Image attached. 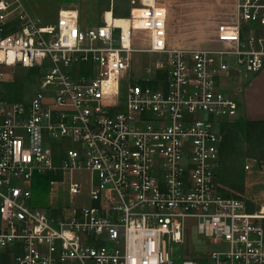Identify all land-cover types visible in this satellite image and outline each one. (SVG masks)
<instances>
[{
	"label": "built area",
	"instance_id": "2783aa9c",
	"mask_svg": "<svg viewBox=\"0 0 264 264\" xmlns=\"http://www.w3.org/2000/svg\"><path fill=\"white\" fill-rule=\"evenodd\" d=\"M234 9L218 45L181 48L169 44L155 0H131L127 29L106 18L83 29L75 8L46 24L24 0H0V66L41 72L30 100L0 98V252L19 244L13 264H197L178 255L187 219L226 244L208 264H264L263 211L216 183L218 125L238 113L223 78L248 82L264 68V0ZM138 30L145 48L133 45ZM140 51L157 58L137 82L127 74ZM82 63L94 72L81 74ZM35 171L54 175L52 195H71L61 216L31 204Z\"/></svg>",
	"mask_w": 264,
	"mask_h": 264
},
{
	"label": "rangeland",
	"instance_id": "374dc122",
	"mask_svg": "<svg viewBox=\"0 0 264 264\" xmlns=\"http://www.w3.org/2000/svg\"><path fill=\"white\" fill-rule=\"evenodd\" d=\"M227 7L224 11L228 23L235 19L234 0H222V5ZM125 8H128V1ZM136 10V9H135ZM125 16H129L125 12ZM116 16H119L116 14ZM172 29L169 30V42L171 46L181 48L210 47L213 41L210 27L204 25L200 30L195 23L187 22L183 32L177 27V21L172 20ZM149 43L148 32L138 30L133 34V45L137 48H145ZM218 45V43H216ZM213 47V46H211ZM132 67L127 78L141 80L145 74L144 69L152 66L156 56L140 51L133 52ZM7 73L6 80L0 87V98L13 102H26L39 88L41 72L39 68H25L21 65L14 67H1ZM94 72L89 65L82 63L80 73L91 75ZM161 78H164L162 76ZM127 81L120 82L121 101L124 100V92ZM245 85V84H244ZM235 96V95H234ZM203 116V115H201ZM248 118L238 115L231 119H225L218 125L221 137L220 160L217 168L216 183L219 191L227 197H236L245 200L249 212L264 214V126L245 129V121ZM58 143V147L66 148L68 143ZM248 165V166H247ZM79 179H85L86 173L76 175ZM54 175L50 171H35L32 177L31 204L45 207L55 215H62L63 207L70 204L71 195L67 190L60 188L56 195L50 193V180ZM61 187V186H60ZM77 204L86 203V198L78 196ZM264 223V222H263ZM226 248L225 243H212L207 237L199 234L193 219L185 220V228L182 242L178 246V255L182 258H193L197 264H208V252L215 249ZM8 253L0 252V264H11Z\"/></svg>",
	"mask_w": 264,
	"mask_h": 264
},
{
	"label": "crops",
	"instance_id": "0c3cea01",
	"mask_svg": "<svg viewBox=\"0 0 264 264\" xmlns=\"http://www.w3.org/2000/svg\"><path fill=\"white\" fill-rule=\"evenodd\" d=\"M127 1L128 8H125ZM155 2L165 7L167 11L168 42L172 20L177 21V27L181 32L185 29L187 22L195 23L197 30L207 25L210 27L211 38H213L211 46L213 47L218 43L216 38L218 25L228 23L225 21L224 11L229 5L227 7L225 4L222 5V0H155ZM24 4L31 15L40 18L46 24L56 21L60 9L75 8L78 10L81 28L87 29L100 25L103 19L107 18L105 15L109 10L115 16L116 14L125 16V12L129 13L131 0H24ZM135 9L133 14H138L140 10L137 7ZM153 55L157 58L156 54ZM158 75L162 77L163 74L160 72ZM222 84L237 100L240 115L248 119H264V68L248 82H241L230 72L223 78ZM18 249L20 246L16 244L3 251L8 253L11 264H13V255Z\"/></svg>",
	"mask_w": 264,
	"mask_h": 264
},
{
	"label": "bare ground",
	"instance_id": "6f19581e",
	"mask_svg": "<svg viewBox=\"0 0 264 264\" xmlns=\"http://www.w3.org/2000/svg\"><path fill=\"white\" fill-rule=\"evenodd\" d=\"M107 21H111L115 23L119 27H123L124 29H127L129 22L131 21L129 17L125 16H115L111 10L107 11L106 15ZM135 24H138V21H134Z\"/></svg>",
	"mask_w": 264,
	"mask_h": 264
},
{
	"label": "trees",
	"instance_id": "16d2710c",
	"mask_svg": "<svg viewBox=\"0 0 264 264\" xmlns=\"http://www.w3.org/2000/svg\"><path fill=\"white\" fill-rule=\"evenodd\" d=\"M260 125L264 126V119H248L245 121V129L259 127Z\"/></svg>",
	"mask_w": 264,
	"mask_h": 264
}]
</instances>
